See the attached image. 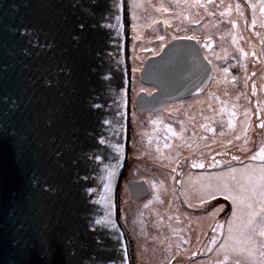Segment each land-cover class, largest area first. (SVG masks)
I'll use <instances>...</instances> for the list:
<instances>
[{
    "label": "water",
    "instance_id": "95a60500",
    "mask_svg": "<svg viewBox=\"0 0 264 264\" xmlns=\"http://www.w3.org/2000/svg\"><path fill=\"white\" fill-rule=\"evenodd\" d=\"M124 4L0 0V264H132L118 210L130 107ZM141 77L157 91L135 103L158 113L202 94L212 69L195 40L181 39ZM128 186L132 199L135 187L148 194L145 182Z\"/></svg>",
    "mask_w": 264,
    "mask_h": 264
},
{
    "label": "rangeland",
    "instance_id": "374dc122",
    "mask_svg": "<svg viewBox=\"0 0 264 264\" xmlns=\"http://www.w3.org/2000/svg\"><path fill=\"white\" fill-rule=\"evenodd\" d=\"M124 1L130 107L125 175L118 200L119 218L130 240L132 264H175V260L186 253L176 245L180 241L179 232L185 221L181 218L178 223L172 222L175 217L180 218L182 213L175 212V201L173 202L167 194L174 193L179 163L188 158L191 163L206 164L204 166L210 170L215 157V161L219 162L214 167L217 170L204 173L203 179L196 176L197 181H206L209 177L228 172L231 166L242 167V164L232 160L233 155L239 157L244 164L258 163L250 161L249 157L264 145V129L258 127L259 123L264 122V113L257 114V102L264 107V50L261 46L264 28L260 27L261 16L258 8L257 25L255 29L252 28V8L249 6H258L260 0H214L213 4L206 5L207 12L204 8L185 7L184 0H179L180 7L176 6L177 0ZM236 4H240L248 21L247 26L245 20L237 14ZM161 5L167 11H157ZM229 6L232 9L231 14L220 16V12H227ZM133 14L136 15L135 20L132 18ZM230 20L238 27L232 28ZM161 36L164 37L163 41L159 39ZM184 36H193L199 41L204 48V56L212 65L214 77L209 94L196 96V100L170 104L157 114L140 112L134 103L135 98L141 93L150 96L156 89L142 82V70L146 61L159 55L170 42L181 40ZM233 38L236 43H233ZM161 46L163 50H160ZM241 50L248 53L246 59L240 55ZM253 51L257 54L255 58L252 56ZM224 68H228L227 73H224ZM233 77L236 79L235 83H232ZM253 85L256 86V95L252 94ZM205 98L210 99V102H207L210 108L199 113V106L195 104ZM222 103V108L226 109L227 114L235 106V129L230 130L227 127L228 130L223 131V136L221 131H211L203 135L199 126L202 118L206 120V125H226V118L218 106ZM244 110L252 113L248 126L244 124ZM168 128H171L175 135L169 133ZM212 128L216 129L215 126ZM236 135L241 137L240 140L235 139ZM165 144L168 145L167 148L164 147ZM157 148L160 149L159 152L156 151ZM156 177L161 179L159 191H164L165 200L152 201L150 197L144 201H135L130 198L127 186L129 180L143 178L153 183ZM228 202L231 203L230 200ZM163 216H167V220ZM229 219L231 217L222 220V230L218 228L217 237H214L217 244L227 233L226 221ZM218 248L208 250L201 259L197 258L196 262L206 263L210 259L223 257L217 255Z\"/></svg>",
    "mask_w": 264,
    "mask_h": 264
},
{
    "label": "snow or ice",
    "instance_id": "6c2138e0",
    "mask_svg": "<svg viewBox=\"0 0 264 264\" xmlns=\"http://www.w3.org/2000/svg\"><path fill=\"white\" fill-rule=\"evenodd\" d=\"M184 3L185 7L204 8L207 12L208 9L206 5L213 4L214 0H191V3H189V0H184ZM176 6L180 7L179 0H177ZM249 6L252 8V28L255 29L257 25V8L261 16L260 27L264 28V0H260L258 6L255 4ZM235 9L240 18L245 20V25L247 26L248 21L244 17L240 4H236ZM157 11L165 12L167 9L161 5ZM231 11V6H229L227 12H220V16L223 17L225 15H230ZM132 18L135 20L136 15L133 14ZM229 23L234 29L238 27V25L232 23L231 20ZM159 39L163 41L164 37L161 36ZM173 39H176V37H173ZM181 39L193 40L195 37L184 36L181 37ZM233 43H236L235 38H233ZM205 46L207 47V44ZM261 46L262 50H264V39L261 40ZM160 50H163V46H161ZM262 54H264V51H262ZM240 55L246 59L248 53L241 50ZM252 56L253 58L257 56L255 51H253ZM223 71L224 73H227L228 68H224ZM253 75H255V73H253ZM235 82L236 79L233 77L232 83ZM252 94H257L255 85L252 87ZM220 112L224 114L226 109L221 108ZM261 113H264V107H262L258 101L257 114ZM228 115L229 119L227 121V127L230 130H234V119L236 117L235 106H233L232 111L228 113ZM243 115L245 118L244 124L248 126L252 113L248 110H244ZM204 127L207 131H216V129L207 125ZM258 127L264 129V122L259 123ZM167 131L175 135L171 128H168ZM244 133L246 137L247 127L244 128ZM220 134L222 136L225 135L223 131H221ZM240 138L239 135L235 136L236 140H240ZM245 142L247 143V139ZM101 143H103V141H101ZM229 143H231V141H229ZM164 147L167 148L168 145L165 144ZM156 151L159 152L160 149L157 148ZM249 159L252 162L258 163L244 164L239 157L233 155L232 160L242 164V167L237 168L231 166L228 172L217 177H209L205 182L201 183L199 195L202 204L216 199L217 196H222L224 200H230L233 206L231 219L226 221L227 233L226 235H223L222 241L219 243V248L217 250V255H223V259L218 260L216 264H230V257L235 258L231 264H264V145H262L254 155H251ZM218 163L219 162L215 161V157H213V164L211 167H216ZM192 167L203 168L204 164L193 163ZM175 170L176 169L174 168L173 171ZM111 175L112 173L108 172V176L110 177ZM217 227L222 230L224 226L217 225ZM210 243L212 246H215L217 240L213 238ZM208 250L212 251V248L209 247Z\"/></svg>",
    "mask_w": 264,
    "mask_h": 264
},
{
    "label": "flooded vegetation",
    "instance_id": "af4514ba",
    "mask_svg": "<svg viewBox=\"0 0 264 264\" xmlns=\"http://www.w3.org/2000/svg\"><path fill=\"white\" fill-rule=\"evenodd\" d=\"M193 40H195L196 42L198 41L196 39H193ZM198 44L200 45L202 52L204 54L203 46L200 43ZM213 77H212V80H213ZM212 80L209 86L207 87V89L202 94H200V96L205 95L207 93L209 94V89L211 87ZM156 91H157V88L151 93V95ZM196 96H199V95H196ZM196 96H193V97L181 100V101L196 100ZM181 101H177V102H181ZM207 102H210V99L205 98V99H202V102L200 101L198 104H195L199 106L198 107L199 113H203L205 110L210 108V106L207 105ZM134 103H135V100H134ZM173 103H176V102L167 103L164 106L163 110L166 108V106L173 104ZM218 106L222 108L224 105L222 103V104H219ZM142 113H145V112H142ZM150 114H157V113H150ZM223 116L224 118H226L224 120L226 121L225 122L226 125H214L213 123H210L209 125H207L211 128L213 126L216 127V132L214 131V133H219L220 131L228 130L227 121H228L229 115L227 113H224ZM205 125H206V120L204 118L200 119L199 126H200V130L203 135L211 132L205 129L204 127ZM189 160L190 159L185 158L183 159L182 162L179 163L177 170H176L177 180L175 184L174 193L173 195L167 194V196H169L173 202L175 201V205H176L175 207L177 208L175 212L177 211L178 213L180 212L182 213V216L180 218L175 217L172 222L178 223L180 222L179 220L181 218L184 219L185 221L184 223L185 225H182L183 228H181V231L179 232L180 241L176 245L184 249L186 253H184L182 257H178L175 260L176 263L174 262V259L172 261L175 264H216V262L218 260H222L223 257L219 259H214V260L210 259L206 263H204V261L202 262L200 261L196 262V261H197V258L201 259V257L205 255L209 247H211L212 250H215L218 248L219 246L218 244L220 242H218V244H216L215 246H212L210 242L214 237L215 238L217 237V231H218L217 225H220L224 218L231 217L232 205L231 203L228 202V200H224L222 196H217L216 199L210 200L207 203H204V204L201 203L199 193L201 189V183L205 181L204 180L197 181L196 176L200 179H203L204 173H210L211 171H216L217 169L214 167H211L210 170H207L206 166H204L203 168H194L192 167L193 162L191 163L189 162ZM227 168H229V166H227ZM181 173L183 174L180 175ZM129 182H145L148 187V194L143 196L146 193L145 189L143 187H135L133 190L134 195L141 196V198L132 199L131 192L128 186ZM160 182H161V179L157 177L154 179L153 183L143 178L129 180L127 183V186H128L130 198L135 201H144L150 197L152 201L159 202V201L165 200L166 194H164V191L162 190L159 191ZM163 218L167 220V216H163ZM206 220L207 222L203 223V221L205 222ZM209 225H211V228L208 229ZM229 260L231 264L233 260L232 259H229Z\"/></svg>",
    "mask_w": 264,
    "mask_h": 264
},
{
    "label": "bare ground",
    "instance_id": "6f19581e",
    "mask_svg": "<svg viewBox=\"0 0 264 264\" xmlns=\"http://www.w3.org/2000/svg\"><path fill=\"white\" fill-rule=\"evenodd\" d=\"M125 31L127 32V30L125 29ZM210 64V63H209ZM210 66H211V69H212V77L214 76V71H213V68H212V65L210 64ZM207 222V220L204 222L203 221V223H206ZM131 256V255H130Z\"/></svg>",
    "mask_w": 264,
    "mask_h": 264
}]
</instances>
